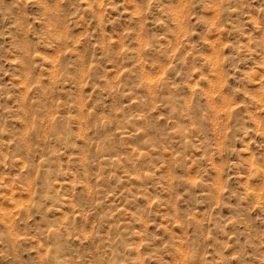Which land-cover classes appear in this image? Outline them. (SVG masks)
I'll return each instance as SVG.
<instances>
[{
    "label": "rangeland",
    "instance_id": "rangeland-1",
    "mask_svg": "<svg viewBox=\"0 0 264 264\" xmlns=\"http://www.w3.org/2000/svg\"><path fill=\"white\" fill-rule=\"evenodd\" d=\"M0 264H264V0H0Z\"/></svg>",
    "mask_w": 264,
    "mask_h": 264
}]
</instances>
